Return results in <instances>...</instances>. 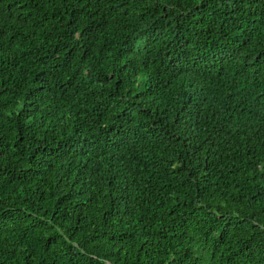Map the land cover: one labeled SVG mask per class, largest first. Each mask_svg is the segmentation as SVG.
Wrapping results in <instances>:
<instances>
[{"label":"trees","instance_id":"16d2710c","mask_svg":"<svg viewBox=\"0 0 264 264\" xmlns=\"http://www.w3.org/2000/svg\"><path fill=\"white\" fill-rule=\"evenodd\" d=\"M0 264H264V0H0Z\"/></svg>","mask_w":264,"mask_h":264}]
</instances>
